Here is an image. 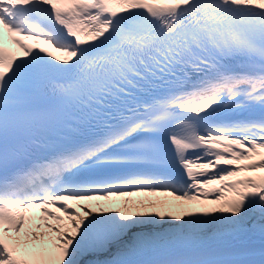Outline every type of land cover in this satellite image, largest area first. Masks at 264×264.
<instances>
[{
	"label": "snow or ice",
	"instance_id": "6c2138e0",
	"mask_svg": "<svg viewBox=\"0 0 264 264\" xmlns=\"http://www.w3.org/2000/svg\"><path fill=\"white\" fill-rule=\"evenodd\" d=\"M0 264H264V0H0Z\"/></svg>",
	"mask_w": 264,
	"mask_h": 264
},
{
	"label": "rangeland",
	"instance_id": "374dc122",
	"mask_svg": "<svg viewBox=\"0 0 264 264\" xmlns=\"http://www.w3.org/2000/svg\"><path fill=\"white\" fill-rule=\"evenodd\" d=\"M148 199H157V197H149ZM159 199H165L164 197H159ZM170 199V198H169ZM117 205L120 204V202H115ZM93 205V204H92ZM172 211H180V209H171Z\"/></svg>",
	"mask_w": 264,
	"mask_h": 264
},
{
	"label": "bare ground",
	"instance_id": "6f19581e",
	"mask_svg": "<svg viewBox=\"0 0 264 264\" xmlns=\"http://www.w3.org/2000/svg\"><path fill=\"white\" fill-rule=\"evenodd\" d=\"M131 198H138V197H136V196H133V197H131ZM120 199H123V198H119V199H117V198H113V200H120ZM103 203V202H102ZM83 204H86V203H83ZM88 204H90V203H88ZM38 211V210H37Z\"/></svg>",
	"mask_w": 264,
	"mask_h": 264
}]
</instances>
